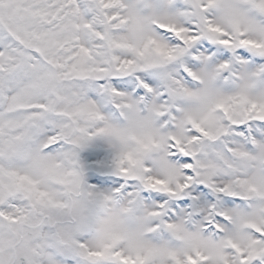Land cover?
<instances>
[{
  "label": "snow or ice",
  "instance_id": "1",
  "mask_svg": "<svg viewBox=\"0 0 264 264\" xmlns=\"http://www.w3.org/2000/svg\"><path fill=\"white\" fill-rule=\"evenodd\" d=\"M0 264H264V0H0Z\"/></svg>",
  "mask_w": 264,
  "mask_h": 264
}]
</instances>
